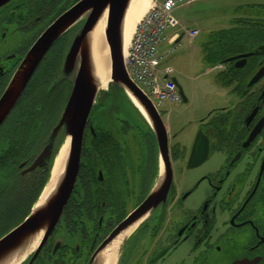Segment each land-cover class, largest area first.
<instances>
[{"label":"flooded vegetation","instance_id":"flooded-vegetation-1","mask_svg":"<svg viewBox=\"0 0 264 264\" xmlns=\"http://www.w3.org/2000/svg\"><path fill=\"white\" fill-rule=\"evenodd\" d=\"M71 2L12 0L0 8V96L32 43ZM243 22L229 32L236 38L230 47L236 48L219 69L235 82L236 102L197 122L194 139L197 130L204 129L209 148L200 163L191 160L194 140L185 145L181 130L177 145H170L173 175L168 193L122 238L112 252L114 264H264V8ZM241 26L245 30L238 29ZM79 27L72 25L41 62L52 66L60 60L62 67ZM39 66L0 130L22 126L24 107L32 112L36 127L46 125L51 107L42 96L52 104L59 92L46 88L50 74L39 73ZM51 66L50 79L56 82ZM43 76L45 84L38 88ZM93 156L84 152L83 172L68 209L38 264H103L104 258L98 259L103 242L159 182L156 155H138L144 176L134 155H113L121 159L111 162L108 153ZM51 160L31 169L33 161L24 158L21 174L36 182ZM117 165L127 175L125 181L120 182ZM202 186L207 188L204 193Z\"/></svg>","mask_w":264,"mask_h":264},{"label":"water","instance_id":"water-1","mask_svg":"<svg viewBox=\"0 0 264 264\" xmlns=\"http://www.w3.org/2000/svg\"><path fill=\"white\" fill-rule=\"evenodd\" d=\"M10 1L0 0V7ZM130 2L131 0L77 1L53 21L37 38L0 97L1 126L50 46L70 26L85 16L84 25L77 32L62 68L61 76L72 80V89L61 118L51 133L54 138L59 130L64 128L66 136H71L70 151L65 170L55 190L48 199L42 204H38L37 202L33 211L24 221L0 238V264H5L11 256L18 252H23L22 250L25 249L28 243L35 236H39L35 246L24 257V252L21 253L18 256L20 258L15 261L19 264L27 255L33 252L28 262V264H32L55 230L64 208L73 193L80 169L85 130L100 91V85L93 68L89 34L102 15L107 14L105 36L110 48L112 64L111 82L120 84L132 99H138L144 106L145 112L141 111L150 122L155 133L161 166L157 185L144 199L142 204L112 232L100 248H104L110 240L115 238L125 228V225H130L145 217L168 193L173 175L169 154L168 129L153 101L131 80L124 63V23ZM180 89L182 95L186 97L182 85H180ZM207 139L205 131L201 129L196 136L191 153V160H194V164L200 163L207 155L209 151ZM50 154L51 145H47L31 167L33 168L42 164L47 155Z\"/></svg>","mask_w":264,"mask_h":264},{"label":"trees","instance_id":"trees-1","mask_svg":"<svg viewBox=\"0 0 264 264\" xmlns=\"http://www.w3.org/2000/svg\"><path fill=\"white\" fill-rule=\"evenodd\" d=\"M230 31L231 29L222 30L223 33H229ZM210 59L212 62L216 61V55L210 57ZM50 66V63H41L39 73L45 72L50 75L48 80L44 76L41 78L39 84L41 86L38 88H42L46 80V88L62 90L60 82L55 83V81L50 79ZM59 68L60 63L58 61L51 66V69L57 73ZM59 90L58 92H60ZM42 97L46 99L47 105L51 107L46 115V123L48 122L47 125H49L58 104L54 102L51 105L49 97ZM126 106L131 111L128 116ZM28 112L29 108L24 107L21 115L26 117ZM91 121L94 123L95 134H91L93 139L90 141L89 146L85 148V153L99 156L108 153L112 155L110 162L121 159V157H113V155L150 154L155 156L157 154V144L153 130L135 105H133L121 85L113 82L108 90H104L99 94L91 114ZM23 127L24 125L17 127L9 125L8 128H3L4 131L3 129L0 131V224L11 217L16 210L20 211L19 218L7 226V230L17 225L30 213L34 202L49 177V169L38 175L36 182L28 178L29 176L25 178L21 174L19 163L22 159L28 158L34 150V144L26 140ZM46 127V131H48L49 126ZM38 131L39 127H36L32 133ZM124 168L123 166L122 170ZM117 170L120 171L117 175L120 181H125L127 175L119 169V165H117ZM138 170L139 174L141 173L144 176V168L141 162ZM82 172L83 170L81 169ZM149 173L151 174V170H149ZM10 209H14V211H10Z\"/></svg>","mask_w":264,"mask_h":264},{"label":"rangeland","instance_id":"rangeland-1","mask_svg":"<svg viewBox=\"0 0 264 264\" xmlns=\"http://www.w3.org/2000/svg\"><path fill=\"white\" fill-rule=\"evenodd\" d=\"M253 1L195 0L190 4L181 5L175 10V14L183 24L190 28L199 27L200 33L191 40L189 35L184 33L181 24L167 29V36L174 31H179L182 35L181 39L172 44L167 37L161 44V51L165 52L164 64L175 68L177 78L184 86L189 99L188 101L166 102L160 108L164 113V121L170 127V129L168 127L170 142L171 139H174L171 142L173 148L177 145L181 130L185 133L184 144L188 145L198 119L207 115L213 108L230 103L232 106L236 102L237 97L233 95L234 92L228 86H224L213 71H208L210 65L205 58L204 45L210 40L212 29L232 24V19L237 13H261L263 6L248 4ZM259 1L264 2V0ZM240 5L242 6L239 7ZM65 96V92H63L61 99L64 100ZM126 110L128 116L131 113L130 108L126 106ZM184 144L183 146H185ZM206 189V186H202L201 192L204 193ZM10 211H14V209H10ZM19 215L20 211L16 210L11 217L1 223L0 234L4 233L7 230L6 227L16 221Z\"/></svg>","mask_w":264,"mask_h":264},{"label":"bare ground","instance_id":"bare-ground-1","mask_svg":"<svg viewBox=\"0 0 264 264\" xmlns=\"http://www.w3.org/2000/svg\"><path fill=\"white\" fill-rule=\"evenodd\" d=\"M151 1L152 0H131L126 13L125 23H124V51H126L128 46L130 45L129 42L132 38L135 26L139 21V19L141 18V16H143L145 11L151 5ZM106 22H107V14L102 15L99 18L97 24L94 26V28L89 34V40L92 48L93 68L98 84L100 85V88H107L112 77L110 48L105 37ZM238 29L245 30V27L241 26ZM235 39L236 38L233 36V34H231L228 37L227 44L214 45L215 54L218 63H224L225 57H227L229 54H232V52L235 50L236 48L235 45L230 47ZM134 100L141 108V110L145 112L144 106L138 101V99L134 98ZM24 120L25 123H23L24 125L23 133L26 137V140L29 143L34 144V150L32 154L29 156L30 160L33 161L40 147L41 146L46 147L47 145H50L54 138L48 133H46L47 127L42 123L39 125V131L36 133H32L33 129L36 128V125L34 124L35 120L33 119L32 112H28V115L24 117ZM70 143H71V136H67L55 157L51 170L50 180L45 186L43 193L38 201V204H42L44 203V201L48 199V197L55 190L61 176L63 175L70 151ZM23 176L27 178L29 175L27 174ZM137 223L138 221L130 225L112 243H110L108 246H106L100 251V253L98 254V259L101 257L104 258L103 264H114L109 262L110 259L113 258L112 252L114 251V249H116L117 246L120 245L122 238L127 233H129L136 226ZM38 238L39 236H35L34 239H32L28 243L25 249L22 250L24 252L23 257L28 253L30 249H32L35 246V244L38 242ZM23 252H18L17 254L11 256L5 262V264H17V262L15 261L20 258L18 256Z\"/></svg>","mask_w":264,"mask_h":264},{"label":"built area","instance_id":"built-area-1","mask_svg":"<svg viewBox=\"0 0 264 264\" xmlns=\"http://www.w3.org/2000/svg\"><path fill=\"white\" fill-rule=\"evenodd\" d=\"M176 1L167 0L161 8H156L141 23L127 57L129 71L133 78L152 87L160 98H178L173 83L159 85L161 82L158 69L160 36L168 25L176 23L175 17L171 14Z\"/></svg>","mask_w":264,"mask_h":264}]
</instances>
